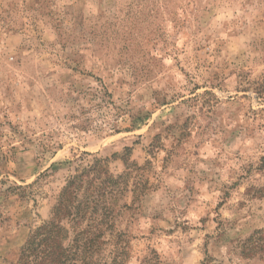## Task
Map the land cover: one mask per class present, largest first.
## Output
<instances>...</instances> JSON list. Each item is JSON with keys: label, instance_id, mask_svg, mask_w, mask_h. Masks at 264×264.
<instances>
[{"label": "rangeland", "instance_id": "1", "mask_svg": "<svg viewBox=\"0 0 264 264\" xmlns=\"http://www.w3.org/2000/svg\"><path fill=\"white\" fill-rule=\"evenodd\" d=\"M126 147L153 186L127 264H264V0H0V264Z\"/></svg>", "mask_w": 264, "mask_h": 264}, {"label": "trees", "instance_id": "2", "mask_svg": "<svg viewBox=\"0 0 264 264\" xmlns=\"http://www.w3.org/2000/svg\"><path fill=\"white\" fill-rule=\"evenodd\" d=\"M104 96L110 98L107 91ZM132 152L126 147L112 157L84 153L50 219L30 233L16 264H127L129 236L119 225L153 188L145 167L131 160ZM112 159L121 160L125 170L113 173ZM244 245L246 258L264 259V230L255 232Z\"/></svg>", "mask_w": 264, "mask_h": 264}]
</instances>
